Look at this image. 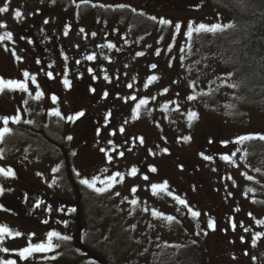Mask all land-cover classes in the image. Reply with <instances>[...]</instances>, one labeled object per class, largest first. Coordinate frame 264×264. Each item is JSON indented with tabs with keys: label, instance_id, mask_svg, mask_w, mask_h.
<instances>
[{
	"label": "rangeland",
	"instance_id": "374dc122",
	"mask_svg": "<svg viewBox=\"0 0 264 264\" xmlns=\"http://www.w3.org/2000/svg\"><path fill=\"white\" fill-rule=\"evenodd\" d=\"M123 1H109L115 2L111 3L114 7H106L104 13L106 19L116 18L114 14L122 17L115 33L119 50L128 53L136 44V30L130 26V17H135L133 23L137 25H157V34L163 39L150 41L148 57L137 66L144 72L143 67L153 63L160 66L162 76L171 67L165 68L167 54L159 57L158 46L168 53L172 51L170 57L174 59L170 61L180 69L177 77L182 90L180 93L169 91L165 80L162 86L157 82L151 88L141 83L130 93H136L135 99L126 94L121 104L125 116L116 123L117 139L104 136L100 142L94 139V147L85 143L84 151H75L68 172L78 178L73 181L81 195L80 199L76 196L79 206L69 214L83 220L86 205L88 214L96 219L88 236L85 220L78 225L82 228L81 237L73 235L75 242L69 241L72 258L67 259L68 264L101 263L96 256L85 259V255L76 250L75 243L85 244L86 236L89 244L100 248L98 255L105 264H264V140L240 139L264 136V105L253 98L259 90L256 87H260L258 76L243 67L239 51L246 28L256 14L264 11V0H191L193 5L204 3V6L196 11L181 12L180 8L166 11L162 14L166 19L155 21L151 14L134 13L130 0ZM4 7L8 11L0 12V25H4L0 27V37L8 36L21 25V32H27L26 40L38 46V32L32 25L35 19L43 18L37 12L43 10V5L33 0H0V9ZM17 10L21 16L13 22L8 16ZM62 14L52 10L57 23ZM66 14L74 25L70 14ZM117 21L112 20V23ZM161 21L167 22L163 24L164 31L160 29ZM16 23L19 24L10 28ZM230 24L233 27H227ZM200 25H223L224 28L218 32H196ZM81 35L74 31L70 35L72 42ZM7 44L8 39L0 40V51ZM6 59L0 56L2 65ZM39 63L42 65V58ZM117 70L129 71L123 66ZM165 77L172 75L168 73ZM162 88L165 94H160ZM210 136L219 137L218 157L208 155V150L214 152L210 148ZM238 140L241 143L237 144ZM51 158L44 151L25 155L30 171L44 180V190L61 197L64 192L55 186L52 177L55 164ZM185 164L192 168L203 165L194 169L202 175V183L197 182L187 192H184L185 186L190 182L184 173ZM57 171L60 173L59 169ZM84 179L90 182L95 179L96 189L108 190L94 191L82 184L87 193L78 191L79 182ZM164 185L167 187L163 192L153 193V188ZM193 212L199 215L194 217ZM225 214L229 218L237 217L245 226L244 239L241 235L238 241L246 243L248 248V255L243 258L235 251L238 242L224 243L229 238L218 230L221 222L227 221ZM0 228L10 234L0 236V258L1 254L11 253L14 259L5 261L9 264H33V261H19L22 258L19 253L47 243L46 235L31 234L10 223L0 222ZM102 239L107 240L105 246L113 255L100 247L105 243ZM63 241L59 240L56 247L53 239L51 252L31 254H37L39 263L43 264V256L55 257ZM232 251L234 255L230 254ZM56 256L59 259L61 254Z\"/></svg>",
	"mask_w": 264,
	"mask_h": 264
},
{
	"label": "flooded vegetation",
	"instance_id": "af4514ba",
	"mask_svg": "<svg viewBox=\"0 0 264 264\" xmlns=\"http://www.w3.org/2000/svg\"><path fill=\"white\" fill-rule=\"evenodd\" d=\"M29 1L31 0H26V2ZM33 1L40 2L44 7L42 11H37L38 14L43 18L47 16V19H35L32 25V28L38 32L39 37L36 43L38 46L31 44V40H26L27 32L22 33L23 27L20 25L17 26L18 30H11L8 33L10 37L8 44L0 51V56L7 57L3 65L0 60V80L5 83H22L27 87V91L18 88L0 89V130L7 127L10 133L0 141V169L4 170V173L0 174V222L16 225L20 230H26L31 234L35 232V235L40 233L48 237L50 233L56 232L67 237L68 239L61 242V251L57 250L56 253V255L61 254L60 260L56 255L52 257L51 254L44 255L42 259L43 264H68L67 259L72 258L69 241H74L73 235L79 236L82 230L78 225L85 220V234L87 233L88 236L89 228L91 229V224L96 219V216L88 214L86 205L83 220L69 214L70 210L79 206L78 198L80 199L81 195V191H76L77 186L73 181L78 178L70 171L68 172V169L72 167L75 151H84L85 143L94 147V139L100 142L102 141L100 138L104 136L105 139H117L116 123L118 119L125 116L121 104L126 94L136 96V93H130L135 92V88L141 83L152 87L154 83L160 82L162 86L165 80L170 86L169 91L174 92L182 90V83L177 77L179 67L170 61L174 59L170 57V54H173L172 51L168 53L160 46H158V56L167 54L164 66L171 67L168 72L160 76V66L153 63L143 67L144 72L137 66V63L140 65L148 57L152 45L150 41L155 37H162L157 34L159 31L157 25H137L133 23L135 17H130V26L136 30V44L128 53L125 50H119V41L115 33H117V24L122 22V17L114 14L119 21L116 18L106 19L104 13L106 14V7H114L111 3H120L118 2L120 0H112L115 2L111 3L109 2L111 0ZM52 10L64 13L59 23L53 19ZM133 12L138 15H147L137 10ZM66 13L72 17L74 25L70 24ZM11 14L8 17L16 22L18 19L15 13ZM162 14L156 13L153 16L159 17ZM112 20L117 22L113 24ZM18 24L10 28L13 29ZM74 31L82 33L75 43L70 37ZM41 58L42 65L39 63ZM121 66L129 71L127 73L118 71L117 67ZM25 72L29 74L28 79H25ZM168 73L172 77L164 79ZM31 77H35L34 83ZM65 81L69 82L68 86L65 85ZM160 94H165L163 88L160 89ZM54 112H58L59 115H52ZM81 113L83 115H80ZM17 116L20 117V123H12ZM74 117L79 118L73 119ZM4 120L9 123L3 124ZM217 138L219 137H208L212 143L210 148L214 150V152L207 151L210 157L214 154L218 157ZM75 139H79V142ZM33 151H44L52 157V162L55 164L52 177L57 189L64 192L63 196L58 197L59 195L53 192L51 194L46 192L44 180L30 171L31 166L25 161V155ZM182 166L183 164L180 166L181 169H183ZM200 167L203 165L194 168L184 165L186 179L190 182V185L185 186L184 192L193 189V185L197 182L202 183V175L194 170ZM8 169H11L12 175L6 174ZM79 185L78 191H85L82 189V183L79 182ZM225 217L227 221L221 222V226L218 227V230H222L223 234L229 238L224 243L238 242L241 235L244 239L245 226L238 221L239 219L229 218L228 214H225ZM228 223L231 225H227ZM87 236L85 244L80 241H77L78 245L75 243L76 250L84 254L85 259L94 255L101 262L100 264H105L98 255L100 248L89 244ZM55 241L57 247L59 240ZM102 241L105 242L100 246L103 251L113 255L105 246L107 240L102 239ZM223 247L227 248L228 245ZM235 251L242 258L248 255L246 243L238 242ZM230 254L234 255V252ZM1 255L0 261L4 262L0 264H9L5 261L14 259L11 253ZM18 260L40 264L37 254H30Z\"/></svg>",
	"mask_w": 264,
	"mask_h": 264
},
{
	"label": "trees",
	"instance_id": "16d2710c",
	"mask_svg": "<svg viewBox=\"0 0 264 264\" xmlns=\"http://www.w3.org/2000/svg\"><path fill=\"white\" fill-rule=\"evenodd\" d=\"M134 7L143 12H163L165 10L183 9L185 11L200 10L204 3L193 5L191 0H130ZM132 6V7H133ZM192 7V8H191ZM194 7V8H193ZM240 59L244 68L251 69L258 76L254 100L264 105V11L256 14L240 42Z\"/></svg>",
	"mask_w": 264,
	"mask_h": 264
},
{
	"label": "snow or ice",
	"instance_id": "6c2138e0",
	"mask_svg": "<svg viewBox=\"0 0 264 264\" xmlns=\"http://www.w3.org/2000/svg\"><path fill=\"white\" fill-rule=\"evenodd\" d=\"M8 11V8L7 7H4L2 9H0V12H7ZM16 17H20L21 16V13L20 12H16L15 13ZM162 24L164 23H167L166 21H161ZM0 27H4V25H0ZM179 25L176 26L177 28V31H179ZM227 27L231 28L233 27V25H228ZM224 26L223 25H216V26H213V27H205L204 25H200L197 29H195L196 32H218V31H221L223 30ZM192 28L191 26L189 27V37H191V34H192ZM3 39H10L9 36H4V37H0V40H3ZM109 47H111V45H109ZM24 76H25V79H28L29 78V74L27 72L24 73ZM33 83L35 82V77H31ZM153 80H155V77H153ZM65 85L68 86L69 85V82L68 81H65ZM3 88H9V89H12V90H15V89H20L22 91H27V87L25 86V84H17L15 82H7L5 83L3 80H0V89H3ZM37 96H39V94H37ZM133 99H135L133 97ZM194 99V97H193ZM53 100H55V98H53ZM52 115L54 116H58L59 113L58 112H54L52 113ZM80 115H83L82 113ZM79 117H74L73 119H78ZM9 123V121L7 120H4L3 121V124L7 125ZM12 123L14 124H18L20 123V117L17 116L13 121ZM10 134L9 133V129L7 127H4L3 130H0V141L3 140V138ZM70 139V138H69ZM243 140L247 141V140H252V139H260V140H264V136H261V137H244L242 138ZM237 144L241 143L240 140L236 141ZM135 169L132 170V174L135 175ZM154 171V169H153ZM4 173V170L3 169H0V174H3ZM7 175H12V172H11V169H8L7 170ZM113 180L116 179V177H113L112 178ZM123 179V178H121ZM145 179H147V177H145ZM96 180L94 179L93 181H89V180H81V183L84 184L85 186L93 189L94 191H106L108 189H96L95 187V184H96ZM110 183V182H109ZM167 185H164L163 187H160V188H153V193L155 194L156 192H163L165 189H166ZM135 191V190H133ZM133 203H135V201H133ZM182 203V202H181ZM72 211H75L74 209ZM155 215V214H154ZM199 213H196V212H193V216H198ZM169 219V222H171V218H168ZM209 227H212V225L210 224ZM5 234H9L7 233V229L5 228H0V236H3ZM10 235V234H9ZM53 239L55 240H66L68 239L67 237L65 236H61L59 234H57L56 232H52L48 235L47 237V243L44 244H40L38 247H30V248H27L25 249L23 252L19 253V255L21 257H24L26 258L27 255H30L32 252L34 251H46V252H51L54 250L53 248ZM0 242H2V240H0ZM0 251H2V249H0ZM11 264V262H10Z\"/></svg>",
	"mask_w": 264,
	"mask_h": 264
}]
</instances>
